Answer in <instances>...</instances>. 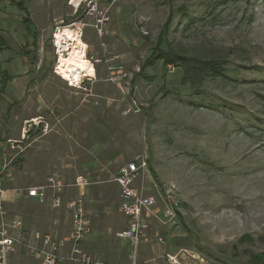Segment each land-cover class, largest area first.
<instances>
[{
    "label": "rangeland",
    "instance_id": "obj_1",
    "mask_svg": "<svg viewBox=\"0 0 264 264\" xmlns=\"http://www.w3.org/2000/svg\"><path fill=\"white\" fill-rule=\"evenodd\" d=\"M11 1L0 0L6 45L0 72L12 77L0 93L3 186L21 189L12 191L20 197L52 174L66 184L89 175L86 194L65 187L64 197L80 195L89 214L91 236L81 248L93 255L91 249L110 246L112 254L123 217L112 177L143 154L153 193L159 192L161 220L153 225L158 233H147L138 246L168 252L156 258L158 251H151L146 264H255L264 257V0H103L105 35L99 38L88 25L95 40L88 44L80 36L84 55L100 60L93 63L96 78H85L82 88L68 86L57 73L54 25L26 30ZM25 4L35 20L38 0ZM75 19L87 21L80 9L64 23ZM160 34V47L177 56L167 66L154 49ZM30 120L48 128L23 141ZM166 191L177 204L163 217L160 194ZM20 204L5 205L10 216L23 217ZM28 212L26 228L69 240L65 208L45 203ZM125 246L129 264L138 262L139 247ZM11 263L34 260L21 251Z\"/></svg>",
    "mask_w": 264,
    "mask_h": 264
},
{
    "label": "built area",
    "instance_id": "obj_2",
    "mask_svg": "<svg viewBox=\"0 0 264 264\" xmlns=\"http://www.w3.org/2000/svg\"><path fill=\"white\" fill-rule=\"evenodd\" d=\"M102 1L68 0V4L73 11L77 13L81 9L87 21L75 19L68 23L61 21V23L54 25L51 43L55 55L60 45L57 33L63 30L64 27H70L72 30L80 28V36L82 37L83 29L90 25L99 38L105 35V26L109 17L107 10L101 7ZM99 62L98 59L91 61L92 64ZM119 72L115 71L114 80H118ZM85 78L88 77H81L80 80L73 78L66 80V83L74 88H82ZM40 124V121L35 122V120L26 122V126L22 129L21 138L28 139L30 132L38 128L40 132H45L48 125L41 124L40 127ZM112 181L118 186V210L126 218L125 228L116 232V236L127 239L133 249H136L139 243L145 240L149 230V219L155 217L161 220L158 217L160 205L156 196L159 192L153 193L156 183L149 168L147 157L141 154L120 166L112 177ZM90 184L91 181L81 175L77 176L70 184H66L59 175L52 174L47 177L45 184L32 185L23 189L25 195L34 199L35 202L40 204L49 202L52 208H65L70 213V249L68 252H64L67 239L38 229L29 230L20 216H10L5 207L3 196L9 190L3 186L0 177V264H12V256L21 251L31 257L34 264H106L103 261L94 259L80 246L82 240L91 231L90 218L81 196H69L67 199L64 197L65 187L79 190ZM12 191L17 194L21 189ZM160 199L165 205L162 211L163 217L172 216V206L177 204L172 194L166 191L164 197L160 194ZM132 264L137 263L133 262Z\"/></svg>",
    "mask_w": 264,
    "mask_h": 264
},
{
    "label": "crops",
    "instance_id": "obj_3",
    "mask_svg": "<svg viewBox=\"0 0 264 264\" xmlns=\"http://www.w3.org/2000/svg\"><path fill=\"white\" fill-rule=\"evenodd\" d=\"M60 1L61 0H38L39 5H38L36 16L34 18L35 20H33L32 15L30 17V19L32 20V25L35 26L36 28H38L39 30H41V32H42V31H45L46 29L50 28L51 26H53L55 24L61 23V21H63V23H64V20L67 19L69 14L71 15V11H73V9L68 4L65 5L64 2L61 4ZM64 1H66V0H64ZM27 9H28L29 14H30L31 10L28 7H27ZM94 34H92V33L90 34L89 32L86 31V28H84L83 29L82 39L85 40L88 44L89 43L91 44V42L93 40H95ZM25 126H26V124L24 125V127ZM40 127H41V125H40ZM39 131H40L39 128L36 129L33 132L31 131L30 135L34 134V132H39ZM20 135H21V133H20ZM22 140L26 141L27 139H22ZM20 151H22V150L20 149ZM79 175L86 177L88 180L91 181V184H92V179L90 178L89 175L77 174L74 177V179L77 176H79ZM90 185L82 188L84 194H86V192H87V190H88ZM116 187H117V196H118V186H117V184H116ZM82 189H79V190H82ZM3 196L5 198V205H8V206L12 207V206H17L18 203H21L20 205L23 204V205L26 206V209H25L26 212L23 214V217L21 216L24 224H25V220H28V217H32L30 215V213L28 212L30 209H32L33 207L38 208V207H41L42 205L45 204V203H43V204L37 203V202H35L34 199L28 198L26 195L18 197L12 191L5 192L3 194ZM46 203H49V202H46ZM118 204H119V198H118ZM117 209H118V205H117ZM66 211L68 212V210H66ZM118 212H119V210H118ZM119 214H121V213L119 212ZM156 221H158V219L155 218V217H151L149 219V230H148V233H158V229H156V227L153 226L154 224H157ZM119 223H121V227L118 230H116V232H119V231H121L122 229L125 228V226H126V218L124 216L121 217L119 219ZM94 228H95V225H94ZM157 228H159V226ZM96 230H97V228H96ZM116 232H115V237L116 238H114V240H113V246H112L113 247V251H112L113 253L112 254H111V250L109 248L110 246L105 247L101 251H95L94 249H91L90 251L93 253V255L91 253L87 252V251L86 252L88 254H90L94 259L99 260V261H103V262H107L109 264H129L130 263V254H129L128 249L125 246V244L127 243V245L129 246L130 243H129V241L127 239L120 238V237L116 236ZM56 234H53V235H56ZM90 236H91V233L88 236H86L82 240V242L86 243ZM138 247L139 248L136 250L137 257L139 258L138 262H136L137 264H142L140 262H143L144 264H146V261L148 259L153 258L152 254H151V251H154V253H156L158 251V253H156V258H158V257H162L163 258V255L165 253L166 254L168 253L167 251H165L160 246L148 244V243H145V242L144 243L142 242L140 244V246H138ZM69 249H70V241L67 240V245H66V248H65L64 252H68ZM163 250H164V252H163ZM169 255L173 256L171 254H169ZM140 257H141V259H140Z\"/></svg>",
    "mask_w": 264,
    "mask_h": 264
},
{
    "label": "bare ground",
    "instance_id": "obj_4",
    "mask_svg": "<svg viewBox=\"0 0 264 264\" xmlns=\"http://www.w3.org/2000/svg\"><path fill=\"white\" fill-rule=\"evenodd\" d=\"M59 48L56 52L57 61L55 67L63 81L88 77L96 78L95 69L91 61L84 55V43L80 37V28L72 30L64 27L57 33ZM171 260L176 263L175 258Z\"/></svg>",
    "mask_w": 264,
    "mask_h": 264
},
{
    "label": "trees",
    "instance_id": "obj_5",
    "mask_svg": "<svg viewBox=\"0 0 264 264\" xmlns=\"http://www.w3.org/2000/svg\"><path fill=\"white\" fill-rule=\"evenodd\" d=\"M11 3L21 12L23 13V17H22V24L25 25L26 27V30L28 29V31H30V25H32V20L30 19V15H29V11L27 9V6H26V0H12ZM167 25L168 23L166 22V24L164 25V27L162 28V34H164V32L166 31V28H167ZM162 34H160V36L158 37V40L156 42V46L154 47L155 50L159 51L158 53H162L163 55L162 56H159L157 57V59H162L163 60V64L164 66H167L169 65L170 63H175L177 60V56H175L172 52V50H164L160 47L161 43L163 42L162 41ZM3 46H6L5 45V40L4 38L0 35V49H3ZM155 59V58H154ZM146 63H148L147 65H152L151 63V59L149 58ZM214 69H217L214 67H212V70ZM197 75H199V73L196 71L195 72ZM219 71L215 70L214 71V75H218ZM203 76V75H202ZM220 76V75H218ZM12 79L11 75L8 74L7 72L5 71H1L0 72V83H1V87H0V93L2 91L5 90V87L7 86V83ZM257 261H254L253 263L255 264H263L264 262V257L262 255H259L257 257Z\"/></svg>",
    "mask_w": 264,
    "mask_h": 264
}]
</instances>
